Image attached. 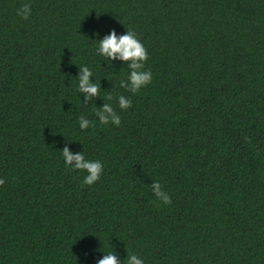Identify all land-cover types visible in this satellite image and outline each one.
Instances as JSON below:
<instances>
[{
  "label": "trees",
  "instance_id": "1",
  "mask_svg": "<svg viewBox=\"0 0 264 264\" xmlns=\"http://www.w3.org/2000/svg\"><path fill=\"white\" fill-rule=\"evenodd\" d=\"M110 31L146 50L134 94L126 62L96 52ZM104 103L119 126L99 123ZM0 180V264H264V0H0Z\"/></svg>",
  "mask_w": 264,
  "mask_h": 264
},
{
  "label": "clouds",
  "instance_id": "2",
  "mask_svg": "<svg viewBox=\"0 0 264 264\" xmlns=\"http://www.w3.org/2000/svg\"><path fill=\"white\" fill-rule=\"evenodd\" d=\"M16 14L21 19H27L30 14V5L28 3L22 4L16 10ZM96 52L98 55L106 57L109 61L119 60L121 63L126 62L127 77L120 80V88L134 94L151 82L152 73L144 69V61L147 59L146 50L133 32L125 31L123 34L117 35L115 31H110L108 35L97 42ZM90 76H92V71L89 67L81 66L79 68L76 90L84 95L85 100L97 96L98 93V85L90 83ZM117 103L121 110H125L131 105V98L120 95L117 97ZM95 116L102 125L111 123L113 126H119L120 124V116L108 103H104L99 110H95ZM91 123L84 116L78 117V125L81 130L88 128ZM60 153L66 169L84 173L82 181L84 185H92L99 179L103 167L99 160L86 159L82 151L71 153L67 147L62 148ZM0 183H3V180H0ZM149 187L153 195L163 204L170 202V197L162 190L158 181H153ZM104 253L102 258L97 261V264H118L116 256L112 254V250ZM123 264H144V261L136 254L127 253Z\"/></svg>",
  "mask_w": 264,
  "mask_h": 264
}]
</instances>
